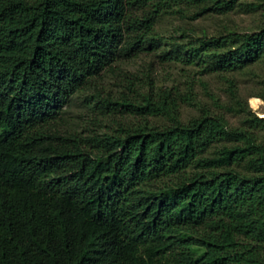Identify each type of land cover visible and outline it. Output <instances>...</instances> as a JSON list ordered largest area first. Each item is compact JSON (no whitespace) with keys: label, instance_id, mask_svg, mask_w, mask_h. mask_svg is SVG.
Returning <instances> with one entry per match:
<instances>
[{"label":"trees","instance_id":"trees-1","mask_svg":"<svg viewBox=\"0 0 264 264\" xmlns=\"http://www.w3.org/2000/svg\"><path fill=\"white\" fill-rule=\"evenodd\" d=\"M244 4L0 0V264H264V118L247 107L237 126L210 108L184 119L191 95L151 90L109 101L135 121L87 130L67 119L118 58L162 44L164 9ZM181 37L166 54L207 73L264 57V24Z\"/></svg>","mask_w":264,"mask_h":264},{"label":"rangeland","instance_id":"rangeland-1","mask_svg":"<svg viewBox=\"0 0 264 264\" xmlns=\"http://www.w3.org/2000/svg\"><path fill=\"white\" fill-rule=\"evenodd\" d=\"M254 5H241L225 13L209 11L195 16L186 5H175L162 11L155 23L156 31L164 41L155 50H143L128 57L118 58L99 79L86 85L68 106L67 119L75 121L81 129H97L109 119L127 117L135 121L136 116L110 100L121 101L123 93L131 100H139L142 93L173 90L181 97L192 96V102L182 101L181 114L184 119L199 113L203 108L223 113L231 125L242 123L249 111L264 118V57L243 69L222 73H207L202 64H190L166 53L182 45L184 27H193L199 35L224 29L253 32L264 24V0H239ZM151 7L148 2L135 13L141 15ZM180 51V48L178 49ZM262 103L257 107L252 98ZM246 109V110H245ZM114 110L115 112H111ZM152 123L163 122L159 116H150ZM264 133V130L261 134Z\"/></svg>","mask_w":264,"mask_h":264},{"label":"bare ground","instance_id":"bare-ground-1","mask_svg":"<svg viewBox=\"0 0 264 264\" xmlns=\"http://www.w3.org/2000/svg\"><path fill=\"white\" fill-rule=\"evenodd\" d=\"M261 102V100L259 98H252V104L257 107Z\"/></svg>","mask_w":264,"mask_h":264}]
</instances>
